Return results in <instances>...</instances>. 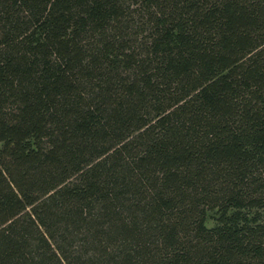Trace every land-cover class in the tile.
I'll use <instances>...</instances> for the list:
<instances>
[{"label":"trees","instance_id":"trees-1","mask_svg":"<svg viewBox=\"0 0 264 264\" xmlns=\"http://www.w3.org/2000/svg\"><path fill=\"white\" fill-rule=\"evenodd\" d=\"M0 264H264V0H0Z\"/></svg>","mask_w":264,"mask_h":264}]
</instances>
